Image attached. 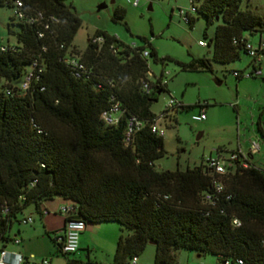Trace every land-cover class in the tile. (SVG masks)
Instances as JSON below:
<instances>
[{
	"label": "trees",
	"instance_id": "trees-1",
	"mask_svg": "<svg viewBox=\"0 0 264 264\" xmlns=\"http://www.w3.org/2000/svg\"><path fill=\"white\" fill-rule=\"evenodd\" d=\"M21 1L24 13L40 11L56 20H47L43 28L40 21L16 18L14 42L0 51V246L10 241L11 227L28 215V206L38 210L43 201L59 196L85 223H118L112 264H124L147 242L154 247L153 264H171L177 248L213 254L219 264L224 259L236 264L237 258L240 264H264V168L249 159L247 166L228 161L224 172L216 175L222 188L214 192L203 162L181 170L153 163L163 149L162 135L149 129L156 116L149 104L165 84L155 86L157 80L147 77L146 57L160 63L168 57L146 49L148 38L130 45L103 30L90 35L78 51L72 41L80 19L70 3ZM190 1L204 18L202 41L210 46L212 60L237 59L244 53V33L264 30L260 15L241 8L240 0ZM10 4L0 0V6ZM122 16V8L113 10V20ZM192 21V15L185 19ZM213 22L209 35L206 29ZM94 35L102 37L99 46L90 41ZM68 56H76L85 72L75 75L64 61ZM33 58L40 69L22 89L15 80L21 79ZM178 64L183 69L211 70L205 56ZM248 64L252 66L251 61ZM141 78L149 81L148 91L142 89ZM112 100L122 114L116 123L106 124L99 113ZM131 115L143 124L124 144L122 132ZM256 131L264 144V133ZM205 193L212 201L204 199ZM233 217L238 225L231 223ZM45 232L69 261L52 232Z\"/></svg>",
	"mask_w": 264,
	"mask_h": 264
},
{
	"label": "rangeland",
	"instance_id": "rangeland-1",
	"mask_svg": "<svg viewBox=\"0 0 264 264\" xmlns=\"http://www.w3.org/2000/svg\"><path fill=\"white\" fill-rule=\"evenodd\" d=\"M65 1L73 6L80 19V25L72 41L78 51L84 48L86 39L90 35L96 30H103L124 43L136 42L140 45L143 44L141 37L148 38L150 45H146V49L153 48L157 57H168L162 63L152 61L150 56L146 57L148 70L153 76L159 75L161 71H168L161 77L165 82L164 89L156 93L154 100L149 104L150 111L159 116L157 122L163 129L161 136L163 151L161 156L153 161L157 168L181 170L199 165L206 156L214 155L216 151L226 156L231 150L236 149L238 144L244 148V141L250 134V126L246 100L242 96L249 86L245 78L236 80L229 70L246 69L249 66V56L240 53L239 57L232 61L212 60L210 46L197 43L198 39L206 41L201 35L204 18L189 10V0H136L135 5L131 3L132 0ZM117 7L123 9V16L113 20L112 12ZM240 7L249 8L260 15L264 28V0H240ZM179 8L188 9L189 14L193 16L191 24L186 23L178 15ZM12 12L10 6H0V45L14 42L11 31L17 30V25ZM11 20L13 22L8 23ZM214 24L213 22L207 27V34L213 32ZM244 35L253 44L259 35L264 36V30L252 34L244 33ZM192 56L208 57L211 70L181 68L178 62H187ZM19 80L20 78L15 82L18 83ZM237 89L241 98L236 105ZM169 95L182 106L167 108L166 101ZM201 102H205L203 106L205 117L202 120H194L191 115L198 112L200 106L197 103ZM256 157L259 159L255 165L264 168L263 143L260 144ZM58 200L67 201L61 197ZM28 210L27 208L25 211ZM31 214L34 217L33 224L14 223L9 231L12 236L16 227L19 228L18 234L22 238L20 245L16 246L7 241L6 249H18L24 255L32 253L31 260L34 261L41 257H50L51 264H112L115 240L119 233L117 222H90L89 225L93 227L90 235L94 247L89 250L87 256L85 248L79 249L80 261L68 262L42 230L37 213L31 211ZM153 251L152 243L147 242L136 254L135 264L144 262L153 264ZM173 257L171 264H219L213 254L197 255L195 251L184 248L175 249ZM124 264H129V259Z\"/></svg>",
	"mask_w": 264,
	"mask_h": 264
},
{
	"label": "built area",
	"instance_id": "built-area-1",
	"mask_svg": "<svg viewBox=\"0 0 264 264\" xmlns=\"http://www.w3.org/2000/svg\"><path fill=\"white\" fill-rule=\"evenodd\" d=\"M190 1V0H189ZM10 7L12 8V13L15 18L22 19L26 21L27 23H33L36 21H40L43 28L47 27L48 21H55L56 19L49 15L48 17H43L40 11H35L32 14L24 13L22 9V1L21 0H10ZM131 3L135 5L137 3L136 0H132ZM194 11V6L190 1V8L189 10ZM178 15H180L183 20L185 21L186 17L189 14L188 9H178L177 10ZM41 18H45L42 20ZM42 34L41 30L36 31V36L40 37ZM149 40V39H148ZM90 41L93 43H96L97 46L102 41V37L100 35H94L90 37ZM233 42H235V39H232ZM197 43L199 45H204L205 42L202 40H197ZM130 45H133L134 42L129 43ZM243 47H244V53L249 56V61H251V68L249 70H232L231 73L234 77H254V76H260L261 70L259 67V61L262 55H264V36H259L257 40L252 44L248 40L243 41ZM7 45H0V51L6 50ZM147 51L142 50V55H146ZM64 61L68 64V66L72 69L73 73L75 75H79L80 72H85V68L83 64L76 58V56H68L64 58ZM40 66L38 65L37 58H33L27 68V70L22 75L20 81H19V87L25 88L28 85L29 79L34 75H37L35 71H39ZM168 71H161L160 76H153V74L148 70L147 71V77H149L152 81L156 79V85H164L165 82L162 80V76H165ZM140 85L142 89L145 91H148L150 88V83L147 79L141 78L140 79ZM178 102L169 95V98L166 101V107H171ZM122 114V109L119 107V103L115 100H112L108 106L104 109H102L99 113L100 119L106 123V124H114L119 119L120 115ZM158 117L154 116L151 121L149 122V129L150 131L162 135L163 129L159 127L158 125ZM204 109L203 106L199 108L198 112L196 114L191 115V118L194 120H202L204 119ZM143 124V121L135 116H129L126 119L124 129L122 132V142L124 144L129 143L131 140L132 134L135 130H137L141 125ZM259 149V140L258 138H252L248 140V148L246 152H240L239 150H231L228 155L224 156L219 153V151H216L214 155H208L204 158L203 164L207 171L210 172L212 175V188L214 192H218L221 190L222 185L218 179H216V175H219L224 172L225 170V163L231 160H238V163L240 166H247L248 165V156L252 155L253 153L257 152ZM205 200L212 201V197L209 195V193H205L203 195ZM57 210L59 213H62L64 215V222L63 226L55 231L52 232V235L55 237V240L59 243V250L62 253H65L66 255L72 254L78 244V236L80 232L85 227V222L80 217H73L72 211L73 206L71 203L66 202L63 204L58 205ZM42 212H46V209H42ZM31 216L25 215L20 222H30ZM231 223L233 225H238L239 221L235 217L231 218ZM12 242L17 243L19 239L17 237H11L10 239ZM30 257H32V254H30ZM136 256L133 255L129 259V264H135L136 262ZM236 264H240L241 260L239 258L235 259ZM0 264H24V257L22 254L18 251L14 250H8L5 248V246H0ZM36 264H49V260L45 257H41L37 260ZM142 264H149V263H142ZM223 264H229L228 259H224Z\"/></svg>",
	"mask_w": 264,
	"mask_h": 264
},
{
	"label": "crops",
	"instance_id": "crops-1",
	"mask_svg": "<svg viewBox=\"0 0 264 264\" xmlns=\"http://www.w3.org/2000/svg\"><path fill=\"white\" fill-rule=\"evenodd\" d=\"M259 67L261 70L260 76L235 78L236 80H238L239 78H245V82H247V85L249 86V89L246 92H244L242 97L244 100H246V106H247V112H248L247 119H248V125L250 126V130H249L250 134L248 135V138L244 141V148H241L238 144V147L234 149V150H239L240 152L247 151L249 139L258 138L259 147H260V144L263 143L256 130L257 128H259L264 133V55H262L260 58ZM250 68H251V65H249L246 69H243V70H249ZM237 85L239 84L237 83ZM240 98H241V94H239V89H237L235 92L236 105L239 103L238 101ZM237 119L239 120V114L237 115ZM258 152H259V149L257 152L248 156V159L252 161L254 164L259 159V157H256V154ZM58 198L60 197L55 196L51 199L43 201L39 205L38 210L34 209L32 206H28L29 210L25 212L29 214L32 219L30 222H25L23 224H28V225L33 224L34 217L31 214V211H35L37 213V216H38V219L40 221V225L43 231L50 232V231H55V230L60 229L63 226L64 215L58 212L57 207L60 204L66 203L67 201L61 202L58 200ZM42 209H46V212H42ZM18 230L19 228L16 227L15 231L12 233V237H17L19 241L17 243H14L10 240V242H12L13 244H16V246L18 244L20 245V243L22 242V238L18 234L19 233ZM92 230H93V227H91L89 223H85L84 229L80 232L78 236V244H77L76 250L72 254H70V256H68L69 261L71 262L80 261L79 259H80L81 252H79V249L81 248H85L86 256L89 254V250H91L94 247V243H93L94 241H93L92 236L90 235ZM14 251L20 252L18 249ZM30 254L32 253H28L27 255L22 254V256L24 257V264H36L37 263V260L36 261L31 260L33 255L32 257H30ZM47 259L49 260V264H51V258L49 257ZM65 259L67 260L66 257ZM135 263H137V259Z\"/></svg>",
	"mask_w": 264,
	"mask_h": 264
},
{
	"label": "water",
	"instance_id": "water-1",
	"mask_svg": "<svg viewBox=\"0 0 264 264\" xmlns=\"http://www.w3.org/2000/svg\"><path fill=\"white\" fill-rule=\"evenodd\" d=\"M148 6H149V5H148ZM157 92H158V90H157ZM73 217H76V218H77V217H79V216H78V215H73Z\"/></svg>",
	"mask_w": 264,
	"mask_h": 264
}]
</instances>
